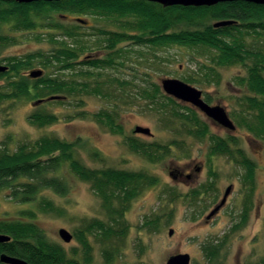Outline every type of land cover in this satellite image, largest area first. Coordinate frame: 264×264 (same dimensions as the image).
I'll list each match as a JSON object with an SVG mask.
<instances>
[{
    "label": "rangeland",
    "instance_id": "374dc122",
    "mask_svg": "<svg viewBox=\"0 0 264 264\" xmlns=\"http://www.w3.org/2000/svg\"><path fill=\"white\" fill-rule=\"evenodd\" d=\"M44 16L34 17L37 27L30 30L15 31L12 23L1 26L0 34L14 36L16 42L10 44L9 41L0 47V65H6L2 61L4 58H31V61L30 67L19 69L16 77L1 78L0 91L5 90L9 80L21 76L32 85L36 80L28 77L32 70H42L44 78L84 84L86 90L79 87V91L64 92L58 94L60 98L48 100L52 96L47 91L38 98L32 89L27 97L0 102V149L12 152L22 144H32L43 137L54 138L71 143L73 157L88 169L143 172L157 180V184L143 187L126 204L121 216L111 215L110 222L106 219L107 212L100 197L90 184L69 173L66 166L60 168L52 175L64 183L66 194L59 196L50 190L41 191L53 204L54 210H38L35 221L46 240L60 245L68 256H72L74 250L75 258L86 263L84 248L76 237L82 232L85 234L89 222L101 220L108 221L113 234L109 239L97 233L85 234L90 248L87 264L106 263V251L112 258L107 264H166L169 256L179 253L188 254L191 264H205L202 246L223 238H226L220 250L223 264H264V137L258 139L239 123L242 116L254 124L259 113L249 108L245 98L251 94L239 82L240 78H246L250 61L218 66L211 61L215 51L207 48H157L139 46L127 40L117 46L123 51L122 57L116 61L117 67L96 69L88 65L90 61L106 58L110 52L105 49V36L100 32H120L122 22L116 23L113 18L93 14L82 16L56 12ZM50 23L77 29L78 42L74 43L72 38L62 35L61 30L50 29ZM51 35H54V41L50 39ZM60 42L81 50L73 60L75 66L72 71L62 70L57 64L42 67L43 58L38 54L50 56ZM246 43L264 51V37L247 38ZM186 77L191 78L192 83L184 80ZM167 78L178 79L200 90L210 105L223 107L235 130L218 126L189 104L173 99L180 105L175 107L176 110L186 113L183 107L192 109L206 126L205 136L197 138L190 133L194 129L189 123L172 116L173 107L165 99L158 97L148 101L142 96L144 90L160 85V81ZM95 88L99 93L91 91ZM161 94L165 96L163 92ZM37 99L44 100L35 105ZM34 113L52 115L55 120L40 127L29 119ZM105 115L111 118L115 127H119L117 130L108 125ZM137 126L148 128L150 136L134 133ZM210 136L232 137L235 144L230 143L229 146L234 156L211 155ZM129 139L170 146V153L160 161H147L131 150ZM236 150L254 163L252 183L245 181L246 172L239 163ZM195 167H200V172L190 180L173 179L172 173L176 170L193 172ZM209 184H212V189L207 187L206 194L192 200L184 198L190 191L201 190ZM228 186H232V191L226 203L206 220ZM243 204L249 208L247 223L233 230ZM113 206L116 209L121 207L118 202ZM26 207L0 194V217L16 219ZM155 218L158 225L145 224ZM61 228L72 235L69 243L59 238L58 230ZM170 229L173 230L172 235H168Z\"/></svg>",
    "mask_w": 264,
    "mask_h": 264
},
{
    "label": "trees",
    "instance_id": "16d2710c",
    "mask_svg": "<svg viewBox=\"0 0 264 264\" xmlns=\"http://www.w3.org/2000/svg\"><path fill=\"white\" fill-rule=\"evenodd\" d=\"M56 12L82 16L93 14L113 18L116 23L122 22L120 32H100L101 36H105L104 47L110 52L106 58L90 61L88 65L96 69L117 67L118 62L116 61L122 57L123 52L122 49L118 50L117 46L127 40L139 46L157 48L167 46L207 48V50L215 51L211 61L218 66L246 64L245 61L249 60L251 65L247 69V76L244 79L240 78L239 82L245 85L251 94L245 98L249 108L259 113L256 116V123L253 124L242 116H240L239 123L245 125L258 139L264 137V51L261 48L250 47L246 43L247 38L264 37V6L242 1L219 3L211 7L172 6L167 8L156 3L133 0H60L30 4L0 1V29L2 25L8 23H12L15 31L34 29L37 27L34 17ZM221 21H231V24L214 27L216 22ZM50 25L52 27H49ZM49 26L50 29L63 31L62 35L72 38L74 43L78 42L75 32L77 29L64 28L60 23H50ZM50 39L54 41V35H51ZM9 41H11L10 44L16 42L14 36L0 34V47L5 46ZM79 51L81 50L60 42L59 47L54 49L50 56L42 57L38 54V57L43 58L41 62L43 68L49 64H57L62 70L72 71L75 66L73 60L77 58ZM2 61H5L8 69L0 74V79H12L16 77L15 74L19 69L30 67L31 58H25V60L4 58ZM207 70L214 72L212 68H207ZM184 80L192 83L191 78L186 77ZM79 87L86 90L84 84L47 77H40L30 85L29 80L21 76L16 80L8 81L5 90L0 91V102L27 97L32 89L35 91L34 96L39 98L45 91L50 96H58L64 92L79 91ZM91 91L99 93L96 88ZM161 92L160 85L155 84L153 88L144 90L142 96L148 101H153L158 97L165 99L173 107L172 116L189 123L194 129L190 133L197 138L204 137L206 126L198 120L196 113L188 107H183L186 113H181L175 109L180 105L173 98L162 95ZM205 101L210 102L206 97ZM105 117L113 130L119 128L115 127L108 115ZM29 119L40 127L49 125L55 120L54 116L41 113H34ZM210 139L212 142L211 155H227L230 158L234 156L229 146L230 143L235 144L232 137L224 139L210 136ZM128 146L150 162L160 161L170 153V146L145 144L135 139H129ZM236 153L240 158V165L246 172L245 181L252 183L254 163L240 150H236ZM64 166L79 180L90 184L92 190L102 201L108 221L111 215L121 216L126 204L134 199L143 187L157 184L155 178L143 172L109 168L88 169L73 157L71 143L54 138L43 137L32 144H22L12 152L0 149V194L27 206L19 212L20 215L16 219L0 217V234L10 237L8 242L0 243V254L5 253L21 258L29 264H87L90 260V248L85 234L97 233L105 239L111 237L113 231L108 221L107 223L101 220L89 222L85 228V234L83 235L82 232L76 237L84 248V262L86 263H81L75 258L74 250H72L73 255L68 256L60 245L47 241L42 230L35 224L38 210L43 212L54 210L53 204L41 194V191L50 190L59 196L66 194L67 188L64 183L52 175ZM207 187L211 190L212 184L201 190H192L184 198L192 200L201 194H206ZM114 202L119 203L120 209L114 208ZM248 210V206L244 205L238 222L233 225V230L240 229L247 223ZM145 224L156 226L158 219L147 220ZM225 239L202 246L206 259L205 264H223L220 250L223 248ZM104 253L106 262L104 264H107L112 258L107 251Z\"/></svg>",
    "mask_w": 264,
    "mask_h": 264
},
{
    "label": "water",
    "instance_id": "95a60500",
    "mask_svg": "<svg viewBox=\"0 0 264 264\" xmlns=\"http://www.w3.org/2000/svg\"><path fill=\"white\" fill-rule=\"evenodd\" d=\"M3 2H11L14 1L18 4H30L34 2H56L60 0H0ZM133 1H146L150 3H156L161 5L164 8L172 7V6H182V7H211L215 6L219 3H226V2H248L256 5L264 6V0H133ZM78 21L82 24L85 22L81 19ZM231 24V21H221L216 22L214 27H220L224 25ZM8 67L6 65H0V74L6 72ZM42 70H32L29 72L28 77L31 79H37L42 77ZM160 89L161 91L173 98L174 100H178L185 104H189L201 114H203L206 118L212 120L213 122L217 123L221 127L229 130L234 131L235 125L228 117L225 109L220 105H209L202 99V92L178 79H162L160 81ZM58 96L49 97L48 100L58 99ZM42 100H37L34 104L41 103ZM136 134H142L145 136H150V131L148 128L143 127H135L133 130ZM231 191V186H228L225 190L224 196L222 200L217 204L205 217L206 220L211 219L219 209L224 205L226 197L229 195ZM173 230L170 229L168 231V235H172ZM58 236L64 243H69L72 240V235L66 229H59ZM10 237L4 234H0V243L8 242ZM0 263L2 264H29L25 260L7 255L5 253L0 254ZM166 264H191L190 263V256L186 253H179L171 255L167 258Z\"/></svg>",
    "mask_w": 264,
    "mask_h": 264
},
{
    "label": "flooded vegetation",
    "instance_id": "af4514ba",
    "mask_svg": "<svg viewBox=\"0 0 264 264\" xmlns=\"http://www.w3.org/2000/svg\"><path fill=\"white\" fill-rule=\"evenodd\" d=\"M202 99L205 101V97L202 95ZM42 100H44V99H42ZM206 102V101H205ZM206 103H208V102H206ZM209 104V103H208ZM210 105V104H209ZM195 109V108H194ZM199 112V111H198ZM212 121V120H211ZM213 123H215V122H213ZM216 125H218L217 123H215ZM218 126H220V125H218ZM200 167H195V168H193V172H191V171H182V170H176V172L175 173H172V176H173V179L174 180H180V181H183V180H190L195 174H197V173H199L200 172ZM226 190V189H225ZM231 191H232V186H231ZM231 191H230V193H231ZM224 193H225V191H224ZM224 193H223V196H224ZM229 193V194H230ZM223 196H222V198H223ZM229 196V195H228ZM227 196V197H228ZM227 197H226V200H227ZM222 198H221V200H222ZM220 200V201H221ZM226 200H225V203H226ZM224 203V204H225ZM219 204V203H218ZM224 206V205H223ZM222 206V207H223ZM221 207V208H222ZM220 208V209H221ZM219 209V210H220Z\"/></svg>",
    "mask_w": 264,
    "mask_h": 264
},
{
    "label": "clouds",
    "instance_id": "9594fccd",
    "mask_svg": "<svg viewBox=\"0 0 264 264\" xmlns=\"http://www.w3.org/2000/svg\"><path fill=\"white\" fill-rule=\"evenodd\" d=\"M178 164L182 163V161H177Z\"/></svg>",
    "mask_w": 264,
    "mask_h": 264
}]
</instances>
